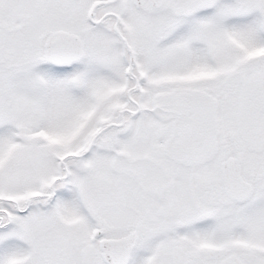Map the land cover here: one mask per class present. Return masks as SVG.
<instances>
[{
	"label": "snow or ice",
	"instance_id": "obj_1",
	"mask_svg": "<svg viewBox=\"0 0 264 264\" xmlns=\"http://www.w3.org/2000/svg\"><path fill=\"white\" fill-rule=\"evenodd\" d=\"M0 264H264V0H0Z\"/></svg>",
	"mask_w": 264,
	"mask_h": 264
}]
</instances>
